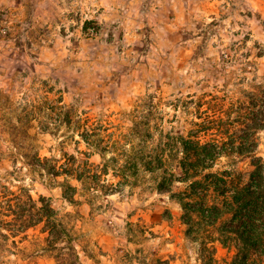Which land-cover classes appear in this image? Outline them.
<instances>
[{
  "label": "rangeland",
  "instance_id": "obj_1",
  "mask_svg": "<svg viewBox=\"0 0 264 264\" xmlns=\"http://www.w3.org/2000/svg\"><path fill=\"white\" fill-rule=\"evenodd\" d=\"M262 84L264 0H0V264H200L176 198L187 183L172 196L155 174L120 186L110 169L92 190L63 170L105 162L81 137L85 122L127 133L130 113L152 114L150 145L162 130L194 139L219 123L232 133ZM258 141L264 158V129ZM44 158L60 161V175L37 165ZM228 163L220 157L213 170ZM22 194L48 201L65 225L60 263L56 252L35 253L40 226L16 229L9 205ZM230 250L217 243L219 259Z\"/></svg>",
  "mask_w": 264,
  "mask_h": 264
},
{
  "label": "trees",
  "instance_id": "obj_2",
  "mask_svg": "<svg viewBox=\"0 0 264 264\" xmlns=\"http://www.w3.org/2000/svg\"><path fill=\"white\" fill-rule=\"evenodd\" d=\"M248 99L249 105L245 101L239 106L236 132L224 130V124L219 123L217 128L200 125L193 134L194 139L162 130L155 145H150L154 139L152 114L130 113L132 126L127 133L112 130L100 122H85L80 126V135L89 147L100 152L105 162L96 169L90 167L79 172L64 169L63 172L74 173L79 181L91 179L92 190L100 186L95 179L110 169L120 178V186L129 184L130 177L138 175L140 170L155 174L157 189L172 196L174 183L185 182L187 186L176 198L184 210L187 236L198 245L200 264H264V158L258 154V132L264 129V84L257 85ZM61 108L58 120L67 123L72 116L63 112L65 106ZM214 129L219 134L210 132ZM201 132L219 137L204 142ZM228 133H231V142L225 141ZM134 138L138 146L134 145ZM109 152L116 154L106 157ZM224 156L229 159L228 166L213 170L217 160ZM121 157H124L122 163ZM46 161L48 158L36 163L51 175H60V161L54 166H48ZM241 163L248 167L243 169ZM66 197L72 200L67 192ZM9 209L16 215L14 219L21 221L15 226L17 230L28 233L40 226L44 245L35 253L56 252L60 263V237L69 234L51 204L43 198L37 202L32 195L22 194ZM0 236L7 235L0 232ZM217 243L231 249L232 254L219 259ZM69 248L76 254V247Z\"/></svg>",
  "mask_w": 264,
  "mask_h": 264
}]
</instances>
